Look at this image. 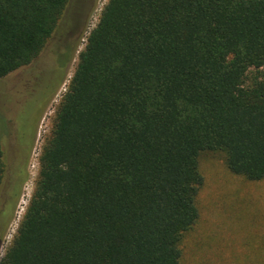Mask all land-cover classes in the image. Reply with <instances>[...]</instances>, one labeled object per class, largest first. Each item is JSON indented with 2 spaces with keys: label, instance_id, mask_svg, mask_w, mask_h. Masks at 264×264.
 Segmentation results:
<instances>
[{
  "label": "trees",
  "instance_id": "obj_1",
  "mask_svg": "<svg viewBox=\"0 0 264 264\" xmlns=\"http://www.w3.org/2000/svg\"><path fill=\"white\" fill-rule=\"evenodd\" d=\"M68 2L0 0V79L40 56ZM3 131L1 215L16 160ZM206 152L264 179V0H109L0 264H180Z\"/></svg>",
  "mask_w": 264,
  "mask_h": 264
},
{
  "label": "rangeland",
  "instance_id": "obj_2",
  "mask_svg": "<svg viewBox=\"0 0 264 264\" xmlns=\"http://www.w3.org/2000/svg\"><path fill=\"white\" fill-rule=\"evenodd\" d=\"M108 1L69 0L40 56L0 79V128L16 139V160L0 214V260L29 205L40 156L79 54ZM13 92L20 93L13 96ZM199 168L203 176L197 197L200 217L182 238L180 264H264V179L249 181L233 174L218 152L202 153Z\"/></svg>",
  "mask_w": 264,
  "mask_h": 264
},
{
  "label": "flooded vegetation",
  "instance_id": "obj_3",
  "mask_svg": "<svg viewBox=\"0 0 264 264\" xmlns=\"http://www.w3.org/2000/svg\"><path fill=\"white\" fill-rule=\"evenodd\" d=\"M78 37H79V34L77 33V34L75 35V38L73 39V43L70 44L71 47H72V49H74V45H75V42H77ZM69 47H70V46H69ZM71 54H72V52H71ZM54 58H55V57H54ZM69 59H70V58H69Z\"/></svg>",
  "mask_w": 264,
  "mask_h": 264
}]
</instances>
